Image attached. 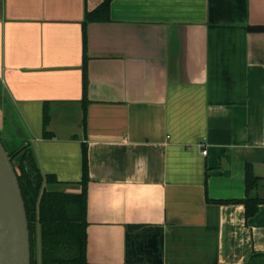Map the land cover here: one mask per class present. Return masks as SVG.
<instances>
[{
  "label": "crops",
  "instance_id": "crops-1",
  "mask_svg": "<svg viewBox=\"0 0 264 264\" xmlns=\"http://www.w3.org/2000/svg\"><path fill=\"white\" fill-rule=\"evenodd\" d=\"M104 1L0 0V132L6 106L51 189L85 153L88 264L264 253V204L218 203L245 164L264 199V0Z\"/></svg>",
  "mask_w": 264,
  "mask_h": 264
},
{
  "label": "trees",
  "instance_id": "trees-1",
  "mask_svg": "<svg viewBox=\"0 0 264 264\" xmlns=\"http://www.w3.org/2000/svg\"><path fill=\"white\" fill-rule=\"evenodd\" d=\"M108 3L104 1L91 15L107 14ZM253 29V28H252ZM5 125L14 139L13 128L4 117ZM0 141L10 157L24 202L29 231L30 264L34 257V228L40 230V264H88L86 260V161L82 158V178L79 192L51 189L57 183L52 176H43L34 157L32 147L24 139L15 142ZM25 143V145H23ZM258 178L250 164L244 166L245 197L240 200L218 201L238 203L244 207L245 218L256 213L264 199L252 196ZM209 200V199H208ZM245 264H264V253H252Z\"/></svg>",
  "mask_w": 264,
  "mask_h": 264
},
{
  "label": "water",
  "instance_id": "water-1",
  "mask_svg": "<svg viewBox=\"0 0 264 264\" xmlns=\"http://www.w3.org/2000/svg\"><path fill=\"white\" fill-rule=\"evenodd\" d=\"M0 105H2L1 90ZM3 115L13 128L15 136L24 139L21 127L6 106L3 107ZM0 264H30L29 231L24 202L10 157L1 141Z\"/></svg>",
  "mask_w": 264,
  "mask_h": 264
},
{
  "label": "rangeland",
  "instance_id": "rangeland-1",
  "mask_svg": "<svg viewBox=\"0 0 264 264\" xmlns=\"http://www.w3.org/2000/svg\"><path fill=\"white\" fill-rule=\"evenodd\" d=\"M0 138L4 143H7L9 141L7 137L4 136L2 131L0 132ZM54 189L62 190L60 187L59 188L55 187ZM33 236H34V246H33L34 257L36 264H40V230L38 224L35 225Z\"/></svg>",
  "mask_w": 264,
  "mask_h": 264
},
{
  "label": "built area",
  "instance_id": "built-area-1",
  "mask_svg": "<svg viewBox=\"0 0 264 264\" xmlns=\"http://www.w3.org/2000/svg\"><path fill=\"white\" fill-rule=\"evenodd\" d=\"M202 153L205 154V153H206V149H203V150H202Z\"/></svg>",
  "mask_w": 264,
  "mask_h": 264
}]
</instances>
